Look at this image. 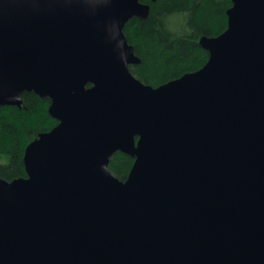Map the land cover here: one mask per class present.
<instances>
[{"label":"water","instance_id":"1","mask_svg":"<svg viewBox=\"0 0 264 264\" xmlns=\"http://www.w3.org/2000/svg\"><path fill=\"white\" fill-rule=\"evenodd\" d=\"M232 2L206 66L154 89L140 0H0V108L35 93L59 122L0 179V264H264V0Z\"/></svg>","mask_w":264,"mask_h":264},{"label":"trees","instance_id":"2","mask_svg":"<svg viewBox=\"0 0 264 264\" xmlns=\"http://www.w3.org/2000/svg\"><path fill=\"white\" fill-rule=\"evenodd\" d=\"M149 6L145 19L133 18L124 35L140 63L130 71L154 89L186 74L201 70L210 54L201 44L228 29L232 0H140ZM22 107L0 108V179L27 178L24 158L27 147L59 122L50 115L51 100L35 93L21 96ZM137 141V139H136ZM135 158L116 154L109 170L125 182Z\"/></svg>","mask_w":264,"mask_h":264}]
</instances>
